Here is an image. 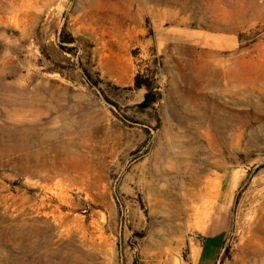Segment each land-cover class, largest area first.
<instances>
[{
	"label": "rangeland",
	"instance_id": "1",
	"mask_svg": "<svg viewBox=\"0 0 264 264\" xmlns=\"http://www.w3.org/2000/svg\"><path fill=\"white\" fill-rule=\"evenodd\" d=\"M263 227L264 0H0V264H244Z\"/></svg>",
	"mask_w": 264,
	"mask_h": 264
},
{
	"label": "bare ground",
	"instance_id": "2",
	"mask_svg": "<svg viewBox=\"0 0 264 264\" xmlns=\"http://www.w3.org/2000/svg\"><path fill=\"white\" fill-rule=\"evenodd\" d=\"M129 8H132L135 3H140V0H123ZM91 7L94 5L93 2L90 3ZM214 76H223L225 79L223 82L221 81H214L209 83V87H216L219 88V92L212 94L213 96L210 97L211 103L214 107L215 114L213 115L212 119V129L213 132L212 140L219 141V140H228L231 133H237L242 127V118L240 111L228 110L226 104L228 103L226 98L237 99L241 103L240 99V84L233 86V90H228L227 86L232 85L234 79H236L235 72L233 71H226L221 69H214L211 70ZM4 74V73H3ZM228 77V79H227ZM228 83V84H227ZM11 84V83H10ZM17 85V84H16ZM15 84L7 85L9 89L15 88ZM227 85V86H226ZM229 93V94H228ZM199 131V129H198ZM205 130H203L204 132ZM243 134V133H242ZM210 135V132L207 133V136ZM242 138V136H241ZM210 140V139H209ZM58 218V217H57ZM263 230L260 232L264 233ZM254 246L245 247L242 249V254L244 255V264H246V257L253 256L254 264H264V239L257 238L254 241Z\"/></svg>",
	"mask_w": 264,
	"mask_h": 264
},
{
	"label": "trees",
	"instance_id": "3",
	"mask_svg": "<svg viewBox=\"0 0 264 264\" xmlns=\"http://www.w3.org/2000/svg\"><path fill=\"white\" fill-rule=\"evenodd\" d=\"M136 88L137 89H142V88H146L147 93L145 95V99L143 101L142 104H140V108L142 109H148L150 107H152L153 105H155L160 98V94L156 91H154L152 89V87L150 86V84H145V83H140L139 80L136 83Z\"/></svg>",
	"mask_w": 264,
	"mask_h": 264
},
{
	"label": "crops",
	"instance_id": "4",
	"mask_svg": "<svg viewBox=\"0 0 264 264\" xmlns=\"http://www.w3.org/2000/svg\"><path fill=\"white\" fill-rule=\"evenodd\" d=\"M213 240H214V238H213ZM216 242V241H215ZM215 242H213L212 244L214 245L215 244Z\"/></svg>",
	"mask_w": 264,
	"mask_h": 264
}]
</instances>
